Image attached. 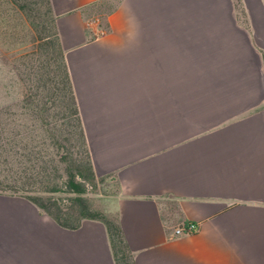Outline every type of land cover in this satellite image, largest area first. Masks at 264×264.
Segmentation results:
<instances>
[{"label":"crops","instance_id":"crops-1","mask_svg":"<svg viewBox=\"0 0 264 264\" xmlns=\"http://www.w3.org/2000/svg\"><path fill=\"white\" fill-rule=\"evenodd\" d=\"M98 1L52 0L136 264H264V0H110L108 26ZM0 264L118 262L103 220L0 191Z\"/></svg>","mask_w":264,"mask_h":264},{"label":"trees","instance_id":"trees-1","mask_svg":"<svg viewBox=\"0 0 264 264\" xmlns=\"http://www.w3.org/2000/svg\"><path fill=\"white\" fill-rule=\"evenodd\" d=\"M92 7L100 11L101 26H108L115 3L101 0ZM0 20L6 36L23 47L7 61L22 94L0 106V191L30 198L67 226L103 220L118 264H136L119 213L92 210L79 196L84 209L73 217L43 195L63 190L62 184L83 193L98 178L52 0H0Z\"/></svg>","mask_w":264,"mask_h":264},{"label":"rangeland","instance_id":"rangeland-1","mask_svg":"<svg viewBox=\"0 0 264 264\" xmlns=\"http://www.w3.org/2000/svg\"><path fill=\"white\" fill-rule=\"evenodd\" d=\"M96 8H98L96 6ZM92 6L89 7L92 17H102L100 11ZM17 24V19L14 18V23ZM21 29V26H18ZM21 33V31H18ZM14 37L6 36L4 28L0 20V106L5 103L17 101L22 94V87L15 75V72L10 70V63L13 55L21 52L23 47L17 43ZM11 49V51H9ZM98 173L96 182L89 183L87 189L83 193L71 191L69 187L62 184L63 190L55 193L43 194L46 199L53 197L57 200L59 206L65 211H69L73 217H79L82 214L83 203L76 198L83 196L86 198V203L92 210L101 211L109 210L108 201L110 196L114 195L119 190V181L115 175ZM58 207V206H57ZM60 211V209H59Z\"/></svg>","mask_w":264,"mask_h":264},{"label":"built area","instance_id":"built-area-1","mask_svg":"<svg viewBox=\"0 0 264 264\" xmlns=\"http://www.w3.org/2000/svg\"><path fill=\"white\" fill-rule=\"evenodd\" d=\"M104 31H102L103 33ZM200 229V224L196 221H187L175 228L174 235H184V234H190L193 232H196Z\"/></svg>","mask_w":264,"mask_h":264}]
</instances>
